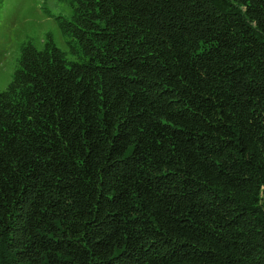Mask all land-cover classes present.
Returning a JSON list of instances; mask_svg holds the SVG:
<instances>
[{"label": "trees", "instance_id": "trees-1", "mask_svg": "<svg viewBox=\"0 0 264 264\" xmlns=\"http://www.w3.org/2000/svg\"><path fill=\"white\" fill-rule=\"evenodd\" d=\"M0 92V264H264V0H72Z\"/></svg>", "mask_w": 264, "mask_h": 264}, {"label": "rangeland", "instance_id": "rangeland-1", "mask_svg": "<svg viewBox=\"0 0 264 264\" xmlns=\"http://www.w3.org/2000/svg\"><path fill=\"white\" fill-rule=\"evenodd\" d=\"M72 10V0H0V92L10 83L26 44L42 49L51 39L66 60H76L75 45L58 25V18L69 19Z\"/></svg>", "mask_w": 264, "mask_h": 264}]
</instances>
